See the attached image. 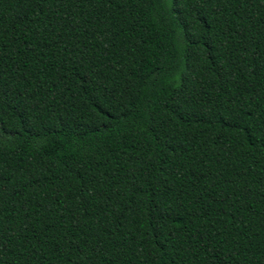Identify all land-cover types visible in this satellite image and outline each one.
<instances>
[{"label":"trees","instance_id":"16d2710c","mask_svg":"<svg viewBox=\"0 0 264 264\" xmlns=\"http://www.w3.org/2000/svg\"><path fill=\"white\" fill-rule=\"evenodd\" d=\"M0 264H264V0H0Z\"/></svg>","mask_w":264,"mask_h":264}]
</instances>
